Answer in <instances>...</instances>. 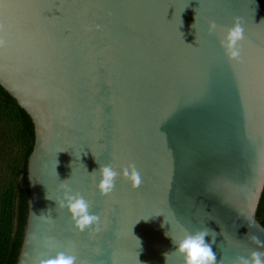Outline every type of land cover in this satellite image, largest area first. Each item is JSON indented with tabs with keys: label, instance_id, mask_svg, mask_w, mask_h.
Instances as JSON below:
<instances>
[{
	"label": "water",
	"instance_id": "1",
	"mask_svg": "<svg viewBox=\"0 0 264 264\" xmlns=\"http://www.w3.org/2000/svg\"><path fill=\"white\" fill-rule=\"evenodd\" d=\"M237 16L230 61L207 26ZM0 87L34 128L16 264L58 251L77 264H166V232L203 228L218 264L264 251L249 239L264 241V0H0ZM129 163L140 186L117 177L101 196L92 172ZM64 180L100 232H78L58 207Z\"/></svg>",
	"mask_w": 264,
	"mask_h": 264
},
{
	"label": "clouds",
	"instance_id": "2",
	"mask_svg": "<svg viewBox=\"0 0 264 264\" xmlns=\"http://www.w3.org/2000/svg\"><path fill=\"white\" fill-rule=\"evenodd\" d=\"M244 21L241 17H233L230 26L218 25L214 20L207 26L209 35L218 34L220 47L224 50L225 56L230 61H239L241 56L240 43L244 40ZM92 174H98L95 183L96 190L101 196L110 195L115 189L117 177L126 181L133 190L141 184V176L135 164L129 163L117 171L109 164L101 165ZM69 180V179H68ZM59 185L60 196L56 201L58 207L66 210L69 214L73 227L78 232L91 230L94 233L100 232L101 217L91 211L88 200L80 192L74 191L66 181ZM48 199V197H46ZM172 240L173 251L165 253L167 264L168 256L176 253L183 256L184 264H218L216 253L213 252V245L216 243V233L209 228H203L194 232L184 230L183 235L173 237L165 233ZM206 237H210L206 241ZM250 241L257 248H264V241L256 236H250ZM34 264H77V257L64 251H58L55 255H42L37 258ZM233 264H264V251H252L245 256H238Z\"/></svg>",
	"mask_w": 264,
	"mask_h": 264
},
{
	"label": "trees",
	"instance_id": "3",
	"mask_svg": "<svg viewBox=\"0 0 264 264\" xmlns=\"http://www.w3.org/2000/svg\"><path fill=\"white\" fill-rule=\"evenodd\" d=\"M34 143L29 116L0 87V264H16L26 226L27 159ZM264 227V187L256 211Z\"/></svg>",
	"mask_w": 264,
	"mask_h": 264
}]
</instances>
